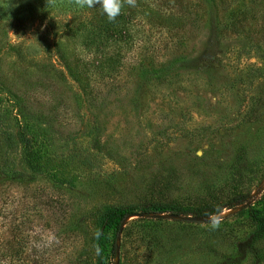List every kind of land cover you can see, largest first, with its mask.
Masks as SVG:
<instances>
[{
  "label": "rangeland",
  "instance_id": "1",
  "mask_svg": "<svg viewBox=\"0 0 264 264\" xmlns=\"http://www.w3.org/2000/svg\"><path fill=\"white\" fill-rule=\"evenodd\" d=\"M137 4L111 63L108 46L76 50L55 25L41 50L36 1L0 0V264H112L102 213L117 206L182 211L238 194L249 205L216 230L129 216L117 264H219L258 229L249 215L264 217V0ZM253 243L260 260L238 264H264V232Z\"/></svg>",
  "mask_w": 264,
  "mask_h": 264
},
{
  "label": "trees",
  "instance_id": "2",
  "mask_svg": "<svg viewBox=\"0 0 264 264\" xmlns=\"http://www.w3.org/2000/svg\"><path fill=\"white\" fill-rule=\"evenodd\" d=\"M38 6V15L44 19L45 29L41 33L45 37L42 41V49L46 50L47 46L50 43L47 41L46 35L49 33V30L52 26H56V30L58 33L62 31H72L74 35L75 41V49L82 50L86 52H98L101 49L108 46L112 49V57L109 56L108 60L114 63L116 60L114 57L117 56V52L119 51V46L121 42H125L126 37L128 36L129 23H131L134 19L133 9L136 7H127L122 11V14L117 17L115 22H109L104 14H102L99 6L92 9H79L77 8L72 0H34ZM139 0H137L138 3ZM233 2H237L238 0H231ZM49 3V4H48ZM139 4H137L138 6ZM27 15L28 19L33 18V14L36 11L33 6L27 7ZM52 13V14H50ZM53 14H57V17H53ZM142 14L147 17V10H142ZM12 16L18 18L20 15L17 12H13ZM21 17V16H20ZM216 17V13H215ZM215 29H219V24L215 23ZM52 30V28H51ZM128 38V37H127ZM96 54H94L95 56ZM111 55V54H110ZM107 59L106 57L104 58ZM30 59L29 61H31ZM28 61V60H27ZM98 60L90 59V62L93 63ZM78 62V61H77ZM134 62V61H133ZM44 63L47 65L48 69H54L53 63L49 59H45ZM53 71L60 73L59 69H54ZM78 71L76 70V73ZM78 74V73H77ZM75 84L80 86V80L74 75H69ZM248 195L238 194L236 196L231 197L224 203H211L207 205H202L196 207L195 209H187V210H178L173 209L169 210V212L184 214V215H193V216H207L210 213L217 212L220 213L223 209H230L236 205L242 204V206L238 209L241 210L246 206ZM143 212H164L165 210H160L158 205L153 203H144ZM135 213L133 209H126L124 207H113L108 208L102 213V221L108 228H112L114 231V235L110 244V253L113 254L114 250V237L117 231V227L121 219H123L126 215L130 213ZM141 212V211H138ZM230 215V214H229ZM227 216V215H226ZM251 220L257 224L258 229L255 230L251 235L246 237L243 240L237 241L234 243V252L231 256H225L219 264H238L240 263L245 255L248 253L253 258V261L256 263L260 260V249L254 245V240L260 238L264 232V217L258 215H249ZM225 218V217H224ZM157 221L161 220L159 218H151V217H137L134 221ZM164 220V219H163ZM197 223V222H196ZM200 223V222H198ZM101 264V263H97Z\"/></svg>",
  "mask_w": 264,
  "mask_h": 264
},
{
  "label": "clouds",
  "instance_id": "3",
  "mask_svg": "<svg viewBox=\"0 0 264 264\" xmlns=\"http://www.w3.org/2000/svg\"><path fill=\"white\" fill-rule=\"evenodd\" d=\"M72 2L79 9H85V8L92 9L99 6L102 14L106 16L109 22H115L117 17H119L122 14V11L125 8V6L127 7L137 6V0H72ZM49 3H51V0H49ZM208 216H209V227L213 230L218 229L220 227L221 220L218 218H214L219 216L218 211L214 213H210L208 214ZM96 235L98 238L99 232ZM95 251L96 254L100 253L99 246H96Z\"/></svg>",
  "mask_w": 264,
  "mask_h": 264
},
{
  "label": "water",
  "instance_id": "4",
  "mask_svg": "<svg viewBox=\"0 0 264 264\" xmlns=\"http://www.w3.org/2000/svg\"><path fill=\"white\" fill-rule=\"evenodd\" d=\"M242 204L236 205L233 208L227 209L225 213H219L218 218L221 219L222 217L231 214L232 212L238 210ZM137 216V217H152V218H160V219H175V220H181V221H195V222H209V216H193V215H183V214H178V213H173V212H164V213H146V212H135V213H130L126 215L121 221L119 222V225L117 227V231L115 233L114 237V250H113V262L112 264H117L118 262V248H119V239H120V233L123 227V224L125 220L129 216Z\"/></svg>",
  "mask_w": 264,
  "mask_h": 264
}]
</instances>
